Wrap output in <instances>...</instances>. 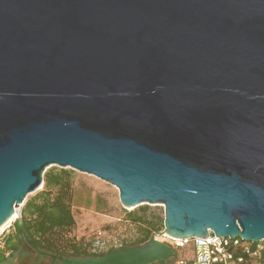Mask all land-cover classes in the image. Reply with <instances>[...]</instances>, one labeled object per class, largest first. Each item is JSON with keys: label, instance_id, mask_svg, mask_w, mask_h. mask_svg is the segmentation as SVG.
<instances>
[{"label": "water", "instance_id": "obj_1", "mask_svg": "<svg viewBox=\"0 0 264 264\" xmlns=\"http://www.w3.org/2000/svg\"><path fill=\"white\" fill-rule=\"evenodd\" d=\"M51 165L164 213L62 264H166L163 233L264 240V0H0V226Z\"/></svg>", "mask_w": 264, "mask_h": 264}, {"label": "trees", "instance_id": "obj_2", "mask_svg": "<svg viewBox=\"0 0 264 264\" xmlns=\"http://www.w3.org/2000/svg\"><path fill=\"white\" fill-rule=\"evenodd\" d=\"M73 177L74 171L69 168L53 166L45 170L41 189L24 202L18 218L38 249H33L28 243L17 237V245L6 246V250H11L8 254L0 257V264H26L33 260L32 253L37 258L49 257L51 262L57 260L61 264L60 258L105 253L90 251L89 243H84L80 239L76 240L68 235L76 223L72 213ZM148 209L147 205H142L138 210L126 213V219L138 224L140 235L134 241L125 243L123 246L142 244L148 240L152 232L162 229L163 218L149 217ZM17 221L14 222V228L19 236L21 230ZM52 255L55 256V259L52 258ZM253 264H264V246L259 260Z\"/></svg>", "mask_w": 264, "mask_h": 264}, {"label": "rangeland", "instance_id": "obj_3", "mask_svg": "<svg viewBox=\"0 0 264 264\" xmlns=\"http://www.w3.org/2000/svg\"><path fill=\"white\" fill-rule=\"evenodd\" d=\"M53 166L55 165H51L47 169ZM72 170L74 171L72 213L76 223L68 235L74 237L76 240L80 239L84 243H89L88 247L90 251H93L92 242L95 241L98 231H101V240L104 241L105 246L102 249L97 248L94 251L97 253L106 252L111 248H118L125 243L134 241L140 235V229L138 224L126 219V213L136 211L142 205L149 207L147 210L149 217L159 216L163 218L162 206L157 204H142L134 208H124L120 204L118 190L114 185L94 175ZM41 187L26 195L24 201L18 208H15V216L0 229V257L8 254L11 250H6L7 245H17V237L19 238V236H17L15 231L14 222L18 220L20 209L24 202L35 195ZM260 244L264 246V240ZM107 245L110 246L107 247ZM175 250L178 254L182 252L181 249ZM183 252L186 256L191 257V245H187ZM32 257L33 260L26 262V264H61L57 260L51 262L49 257L37 258L33 253ZM171 260L169 259L167 264H170ZM151 264H157V262Z\"/></svg>", "mask_w": 264, "mask_h": 264}, {"label": "built area", "instance_id": "obj_4", "mask_svg": "<svg viewBox=\"0 0 264 264\" xmlns=\"http://www.w3.org/2000/svg\"><path fill=\"white\" fill-rule=\"evenodd\" d=\"M96 234L92 244L93 252L105 246L104 241L101 240V231ZM157 238L172 247L175 255L170 258L172 259L170 264H253L259 260L263 248L261 241L252 242L239 237L228 238V236L222 238L211 230H207V236L203 238L192 236L175 239L165 233ZM187 245H191V257L183 252ZM175 249H181L182 252L178 254Z\"/></svg>", "mask_w": 264, "mask_h": 264}, {"label": "bare ground", "instance_id": "obj_5", "mask_svg": "<svg viewBox=\"0 0 264 264\" xmlns=\"http://www.w3.org/2000/svg\"><path fill=\"white\" fill-rule=\"evenodd\" d=\"M15 216V214H13L4 224H2L1 226H0V229H2L6 224H8V222H10L11 221V219L13 218Z\"/></svg>", "mask_w": 264, "mask_h": 264}]
</instances>
